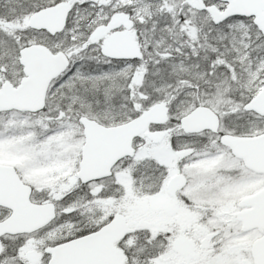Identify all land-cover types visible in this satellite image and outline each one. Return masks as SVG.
Here are the masks:
<instances>
[{
	"label": "snow or ice",
	"instance_id": "obj_1",
	"mask_svg": "<svg viewBox=\"0 0 264 264\" xmlns=\"http://www.w3.org/2000/svg\"><path fill=\"white\" fill-rule=\"evenodd\" d=\"M0 264H264V0H0Z\"/></svg>",
	"mask_w": 264,
	"mask_h": 264
}]
</instances>
